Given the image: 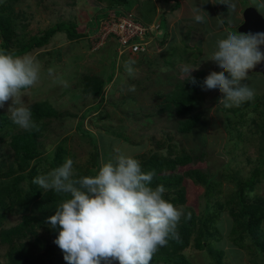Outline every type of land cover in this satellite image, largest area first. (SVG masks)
Returning a JSON list of instances; mask_svg holds the SVG:
<instances>
[{
    "label": "rangeland",
    "instance_id": "1",
    "mask_svg": "<svg viewBox=\"0 0 264 264\" xmlns=\"http://www.w3.org/2000/svg\"><path fill=\"white\" fill-rule=\"evenodd\" d=\"M141 1L147 0H132L131 9L124 5L117 8L137 11L136 9L141 7ZM3 2L4 0H0V3ZM12 2L14 16L11 19V28L15 32L12 48L18 47L16 39L25 41L30 36L42 35L47 28L58 22L75 23L77 31L84 32V35L70 39L67 32L59 31L48 45L25 53L35 57L41 66V72L36 84L22 90L23 100L28 105L46 101L62 114L45 117L42 120L45 124L40 138L44 144L43 156L66 138L65 144L69 150L67 157L74 161V172L78 173L77 169L95 171L96 167L92 159L95 145L91 143L89 135L84 134L82 130L92 131L97 136L96 143L101 149L100 162L107 161L117 151H123L137 158L144 153L151 154L156 151L166 155L171 147H175L178 151L185 150L194 156L190 164L179 167L175 173H183L191 167L199 168L209 174L216 173L217 180L221 181L218 186L221 199H227L237 188L236 181L224 174L227 163L242 179L249 177L253 168L257 166L263 152L260 129L264 117L261 111H259L260 116H257V112L251 108L234 113L232 108H224L219 104L222 93L215 89L205 91L202 89V84L211 71H222L215 62L209 60L216 47V41L224 38L229 32H238V26L243 22V11L252 5L261 6L260 3L264 4V0H235L237 7L231 12L228 11V6L219 3V0H207L203 5L201 0H177L180 5L176 10L172 5L173 1L170 3V0H156L161 10L164 8L171 10L166 18L164 17L162 21L158 20L163 33L168 31V19L174 21L177 16L185 23V28H195V32L190 33L191 38L188 36L187 40L181 42L177 48L173 47L174 53L165 60L167 66L163 65L166 68L164 70L159 67L150 68L148 63L140 66V61H137L139 54L121 62L117 61V52L113 43L101 45L100 48L93 46L91 42V39H94V35H91L94 33L93 20L100 6L108 5L107 3L115 4L111 0L103 2L13 0ZM196 6H202L208 13L209 16L201 13L205 15L204 22H197L194 19ZM221 14L223 18H229L235 29L232 26L233 28L230 27L225 32L217 30L222 25ZM1 42L0 36V49H2ZM179 60L183 61L181 65L190 64L197 68L192 72L197 83L192 86L199 88L200 91L195 94L197 105L188 115L178 114L175 107H172V110L170 108L159 110L168 96L178 90L177 87L181 86L182 90L186 88L190 90L189 88L192 87L190 81L181 74V65H177V68L174 66ZM112 69L115 70V75L111 81H106L99 95L84 90L85 82H88L87 78L91 80L99 78L104 81L108 79L107 76ZM225 75L228 74L225 72ZM249 75L245 83L255 90L254 98H259L260 110H263L261 106H264V76L259 73ZM10 104L11 101L7 102L1 110L11 117L7 112ZM85 113L86 116H83ZM196 114L201 118L193 132L180 131L178 128L180 123L189 115ZM240 114H243V123L238 121ZM228 119H231L233 126L242 132L240 137L237 134L235 136V140L240 141L236 147L226 129ZM13 130L23 129L15 125ZM0 134L5 135V132L2 131ZM103 140L108 144L106 150L103 149ZM7 148L10 149L9 143L1 142L0 153ZM44 163V168L48 171L52 170L48 162ZM261 169L264 171V164L261 165ZM184 185L187 188L188 203L177 208L183 213L187 207L195 209L197 214L202 212L206 205L204 187L188 178L185 179ZM250 193L264 198V175ZM221 217L223 220L218 221V227L222 232V239L214 241L213 245L221 246L225 250L224 261L227 264H253L248 249L236 246L231 239L232 219L227 212H223ZM7 221V225L15 224L19 221V216L10 214ZM250 247L255 249L253 244H250ZM5 251L6 247L0 245V257L4 256ZM184 253L194 264H210L208 254L197 249L193 242Z\"/></svg>",
    "mask_w": 264,
    "mask_h": 264
},
{
    "label": "trees",
    "instance_id": "2",
    "mask_svg": "<svg viewBox=\"0 0 264 264\" xmlns=\"http://www.w3.org/2000/svg\"><path fill=\"white\" fill-rule=\"evenodd\" d=\"M12 1L4 0L3 3H0L1 48L4 50L11 51L15 55L25 54L34 48L48 45L54 35L63 30L71 37L70 39L84 35V32L77 31L75 23L58 22L47 28L42 35L30 36L25 41L16 39L18 47L12 48L11 44L15 34L11 28V19L14 16V3ZM98 1L103 2L104 0ZM111 1L115 4L107 3L106 6H100V10L93 20L94 23L100 16L106 14L110 7L124 5L130 8L132 5V0ZM114 75L115 70L112 69L107 76L108 79L104 81L99 78L93 80L87 78L88 82H85L84 90L99 95L104 89L106 81H111ZM189 83L192 86V83ZM177 89L173 95L168 96L164 104L160 105L159 110L163 111L169 108L172 110V107H175L180 115L192 113L197 105V95L195 94L199 93L200 89L193 86L189 88L190 90L188 88L182 90L181 86ZM258 100V97L257 99L253 98L240 107L232 108L233 112L238 113L251 108L257 112V116H260L259 111H261L264 117V106H261L263 110H260ZM29 106L33 113V119L38 126V131H14L15 124L12 123L10 116L0 109V133L5 132V135L0 134V140L1 142H8L10 149L13 150L12 152L7 148L6 151L0 153V245L6 247L4 256L0 257V264H66L62 250L54 243L59 227L53 229L46 223L47 218L55 214V209L65 196L52 190L45 191L38 185L31 183L37 175L48 172L43 167L44 162H48L54 169L62 165L69 154L65 144L67 139L64 138V141L58 142L47 155L43 156L42 145L44 144L40 139L45 129L42 120L45 117H55L62 114L46 101L36 102ZM240 116L238 121L243 123V114ZM200 118L199 114L189 115L186 120L180 123L179 130L183 133L193 132L199 124ZM254 121L256 122L255 118ZM226 129L230 139L234 142V147H236L240 141L235 140V136L237 134L240 137L241 130H237L233 126L231 119H228ZM82 132L87 133L91 143L95 145V153H92V159L97 170L100 166L101 157V149L96 143L97 136L89 130H82ZM260 134L263 143L261 146L262 157L258 160L259 165L257 164L253 168L249 177L240 178L237 171L232 170L227 163L224 174L228 178H233L237 184V188L227 199H221L218 189L221 181L217 180L216 173L209 174L194 167L186 169L180 174L175 173L179 167H185L194 160V156L185 150L178 151L175 147H171L166 155L156 151L151 154L149 152L144 153L137 157L141 162L143 171L153 169L156 171V176L150 187L155 188L158 185H163L167 190L164 198L176 207L188 203L187 188L184 185L186 178L202 185L205 190V209L197 214L195 209L187 207L177 225L178 238H169L166 246L158 247L150 264H194L184 253V250L192 242L197 249L208 254L210 264H227L224 261L225 250L221 246L215 247L213 245L214 241H221L222 239L218 221L222 219L223 212H227V215L232 219L230 236L235 245L248 249L253 264H264V198L258 195L250 197L245 194L254 190L261 180V176L264 175V171L261 169V165L264 164V119ZM102 145L104 150L108 149L106 141L103 140ZM96 170L82 171L77 169L79 172L76 174L78 177L95 175ZM10 214L18 215L19 221L7 225ZM250 244H253L255 249H251Z\"/></svg>",
    "mask_w": 264,
    "mask_h": 264
},
{
    "label": "clouds",
    "instance_id": "3",
    "mask_svg": "<svg viewBox=\"0 0 264 264\" xmlns=\"http://www.w3.org/2000/svg\"><path fill=\"white\" fill-rule=\"evenodd\" d=\"M206 2L201 0V5ZM219 3L227 5L229 12L237 7L235 0ZM194 12L197 22L205 21L201 13L209 16L202 6H196ZM160 29L156 39L165 37L161 26ZM111 43L119 61L126 52L118 53L114 38L102 45ZM261 46L264 32L235 31L218 39L209 60L222 71H211L204 78L202 89L222 93L219 104L224 108L240 107L251 101L255 90L245 81L249 79V70L264 61ZM196 70L190 64L180 66L181 74L192 84L197 83L192 76ZM40 72L41 66L34 56L0 49V109L11 101L7 108L11 121L25 131L39 130L22 90L36 84ZM73 165V159L66 157L62 165L31 181L45 191L65 196L46 223L53 229L59 227L54 243L62 250L66 264H150L158 247L166 246L169 238H178L176 229L182 210L164 198L167 190L163 185L150 187L156 171H143L134 155L117 151L107 161L101 160L95 175L78 177Z\"/></svg>",
    "mask_w": 264,
    "mask_h": 264
},
{
    "label": "crops",
    "instance_id": "4",
    "mask_svg": "<svg viewBox=\"0 0 264 264\" xmlns=\"http://www.w3.org/2000/svg\"><path fill=\"white\" fill-rule=\"evenodd\" d=\"M171 2H172V5L175 6L174 7L175 10L180 5V3L177 2V0H170V3ZM260 5L261 6L252 5V7L256 8L258 11H260L264 15V4L260 3ZM131 8H129V9H131ZM136 10L137 11L139 10V12L134 11V10L133 11L128 10V11L130 13L134 14L135 16H137L138 18H140L141 20H143L145 22H149V23L158 22V20L162 21V19L164 17L166 18V16H168L169 13H171L170 9L164 8V10H161V7L158 5L156 0H150V1L147 0L144 2L141 1V7H139ZM220 16L222 17L223 20L221 21L222 25L217 29L218 31L221 30V31L225 32V31H228L227 30L228 28L234 27V24H231V21L229 20V18H226V17L223 18L224 16L222 14ZM241 20H242V18H241ZM181 24L183 26H181ZM184 24L185 23L181 20V18L179 16H177L174 21L170 20V18H169L168 19V26H167L168 27L167 30L169 32L168 31L165 32L166 33L165 37L156 39L155 41L151 42L150 43V49L148 51L138 53L139 56L137 57V61H140V63H139L140 66L143 65V63H148L150 68H158L159 67V69H162V68H163V70L166 69L165 66H167V63H166L167 61H165V60H167V58L169 57L170 54L174 53L173 47L177 48L181 42L183 43L184 41L187 40L188 36H189L188 38H191L190 33L195 32L194 27H190L187 29V28H185ZM186 31H187V33H186ZM188 31H189V33H188ZM192 36H194V35H192ZM138 54H131L130 52H126L123 55V57H120L119 62L126 60L129 57L132 58ZM165 56H166V58H164ZM195 57H196V53H195ZM182 62L183 61L179 60L178 62H176V64L174 66L177 68V65L180 66L182 64ZM163 65H165V66L163 67Z\"/></svg>",
    "mask_w": 264,
    "mask_h": 264
},
{
    "label": "built area",
    "instance_id": "5",
    "mask_svg": "<svg viewBox=\"0 0 264 264\" xmlns=\"http://www.w3.org/2000/svg\"><path fill=\"white\" fill-rule=\"evenodd\" d=\"M160 26L159 22L148 23L123 8L112 7L95 22L91 40L98 47L114 38L119 54H137L149 50L150 43L161 33Z\"/></svg>",
    "mask_w": 264,
    "mask_h": 264
},
{
    "label": "water",
    "instance_id": "6",
    "mask_svg": "<svg viewBox=\"0 0 264 264\" xmlns=\"http://www.w3.org/2000/svg\"><path fill=\"white\" fill-rule=\"evenodd\" d=\"M243 22L238 26V32L241 33H256L264 32V15L254 7L243 11ZM264 51V46H261ZM260 73L264 76V61L256 65L254 69L249 70V74Z\"/></svg>",
    "mask_w": 264,
    "mask_h": 264
}]
</instances>
